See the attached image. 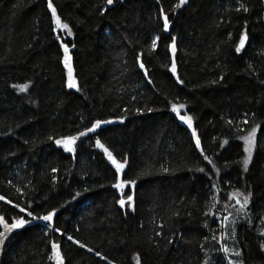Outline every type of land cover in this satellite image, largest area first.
Segmentation results:
<instances>
[{
    "label": "trees",
    "instance_id": "trees-1",
    "mask_svg": "<svg viewBox=\"0 0 264 264\" xmlns=\"http://www.w3.org/2000/svg\"><path fill=\"white\" fill-rule=\"evenodd\" d=\"M177 3L52 0L68 36L53 31L48 0H0V195L12 201H0V215L32 221L13 233L1 264H53L51 242L64 264H220L224 237L241 252L236 260L264 264V0ZM241 4L247 12L237 11ZM62 42L76 88L67 86ZM23 84V92L13 87ZM173 103L185 105L180 115L191 117V128ZM121 117L98 138L119 161L127 158L122 180L137 182L123 192L94 136L81 139L74 156L53 143ZM256 125L245 172L239 136ZM235 190L251 193L247 215L228 198ZM53 209V228L27 216Z\"/></svg>",
    "mask_w": 264,
    "mask_h": 264
},
{
    "label": "snow or ice",
    "instance_id": "snow-or-ice-1",
    "mask_svg": "<svg viewBox=\"0 0 264 264\" xmlns=\"http://www.w3.org/2000/svg\"><path fill=\"white\" fill-rule=\"evenodd\" d=\"M106 3L108 5H112L114 3V0H106ZM186 3V0H179V3H177L175 5V8H179L182 5H184ZM48 8L51 10L52 12V17L53 20L55 22V28L53 29V31H56V29H60L62 31H65L66 34L68 36L72 35V31L71 28L69 27L68 24L66 23H62L60 20V17L57 16L56 14V9L53 7L52 4V0H48ZM243 10L245 12L248 11V9L246 7H244L243 4H241L240 8L237 9V11ZM102 14H103V10H102ZM161 15L163 16V28L165 31H167L169 29V21L167 18V15H164L163 13V9H161ZM58 40L61 39L60 36L56 37ZM248 39L247 36V32L244 31L241 33L240 38H239V43L236 47V52L239 53L241 51V49L244 48L245 43ZM172 44L170 45L172 52L174 53L176 51V47H175V41H176V37H172ZM156 46V40L154 39L152 41V47L155 48ZM61 47L63 48L64 51V65L65 67L68 68V83L67 86L69 88H76L77 84L75 79L73 78L72 75V68H71V64H70V56L68 55L69 52V47L67 44H64L63 42L61 43ZM140 67L143 69L144 68V64L140 63ZM251 67V65L249 66ZM171 71L173 72V74H175L176 72V64H175V60H173L172 62V66H171ZM145 75H147V72L145 71ZM213 83H215V81H213ZM13 87L17 88L18 91H26L28 88V84H23V85H13ZM185 107V105L183 104H176L173 103L171 106V110L177 114V116H179L180 120L184 121L185 123H187L188 127L191 128L192 127V119L191 117H186L183 115H180V109H183ZM139 111V110H138ZM148 111H151V109H148ZM121 120H123V117L120 118ZM112 121H102V120H97L94 123H92L91 127L86 128L84 131L78 132L76 135H72V136H66V137H62L60 139H56L55 140V144L58 146H62L64 151L72 153L75 151V147L74 145L76 144L77 140L80 137H85L87 136L88 133H93L96 131V129H98L102 124H106V123H111ZM229 123H231V121H229ZM245 123H247V121H245ZM259 127V125L253 126L251 128L250 131H248V133L246 135H241L239 136V139H241L244 143V158L242 160V166L245 172L248 171V167L249 164L252 160V155H253V149L257 146V139H256V132H257V128ZM192 135L195 137L196 136V132L195 130H193ZM49 140H52L53 138L50 136L48 138ZM96 147L97 148H101L103 149L107 159L109 161H111L112 165L115 167L116 173L119 174L121 173V171L125 168L126 164H127V158H124L123 162L118 161L116 159V157L113 155L112 151H110L107 147H105L104 144L101 143V141L99 139L96 140ZM223 143H227V141H224ZM196 147L200 148V141L197 138L196 140ZM203 154V152L201 153ZM204 159L208 161L209 164H212V161L209 159V157L204 156ZM215 167V166H214ZM53 172L56 171V169H52ZM163 171L167 172L168 169H163ZM199 171L203 172L204 169L201 168L199 169ZM217 171H219L217 169ZM136 180H121L119 178V176L117 175V181L116 183L113 185L114 188L121 190V192H123V189L125 187V185H135L136 184ZM10 183V182H9ZM215 187V186H213ZM16 191L19 193L21 192L20 188H17ZM77 195H79V193H77ZM251 196V193H248L247 195H245L243 192H241L240 190H235L233 193H231L229 195V199H233L236 198V204L239 205V208L236 209V211L238 213H241L242 215H247V213L245 212V209L247 208V206L249 205V198ZM242 198V202L241 199ZM6 198L3 195H0V201H5ZM127 201L129 202V205L131 206V202L133 201V196L132 195H128L127 196ZM7 203L11 204L12 201L11 200H6ZM117 203H119L121 205V207L124 206L125 204V199L123 198V196L121 197V199H119L117 201ZM14 207H17L20 209V212H25L26 209L23 207H20L19 204L14 205ZM56 210L53 209L52 211H49L46 215L43 216H34L33 213L31 211L27 212V216L31 217L32 220H43L48 222L46 227L48 228H53V216L55 214ZM229 219L228 216H224L223 217V221H227ZM30 221L25 219L23 216L19 217V218H13V222L12 223H8L6 222L5 218L0 215V226L3 227V231H0V244H3L5 242V239L8 237V235L10 233H12L14 230L16 229H21L23 228L25 225L29 224ZM232 223L235 224L236 220L233 219ZM55 231H60L59 228H55ZM261 235H264V232H261ZM215 238V237H214ZM232 238L235 239V229L233 228L232 230ZM68 240H73V237L71 235L68 236ZM74 243L78 244L81 248L85 247L84 244H81L78 240H73ZM260 249L264 250V242L260 243ZM88 251H92V249H88ZM220 251H222L225 254H228L229 252L232 253V255L234 257H240L241 256V252L239 250H233L230 249L229 247H227L226 245H222ZM97 256L100 255L99 252L96 253ZM49 260H53L55 262V264H64V259L61 255V251H60V245L58 243L53 242L51 244V254L49 255ZM109 264H111V262H109ZM137 264H140L139 259H137ZM204 264H208V261L206 260L204 262ZM228 264H244L243 260H235V259H228Z\"/></svg>",
    "mask_w": 264,
    "mask_h": 264
},
{
    "label": "water",
    "instance_id": "water-1",
    "mask_svg": "<svg viewBox=\"0 0 264 264\" xmlns=\"http://www.w3.org/2000/svg\"><path fill=\"white\" fill-rule=\"evenodd\" d=\"M165 15V14H164ZM162 22H163V16H162ZM169 27H170V22H169ZM165 31V30H164ZM169 32V29L167 30V31H165V33H168ZM239 43V42H238ZM242 50V49H241ZM68 55L70 56V54H69V52H68ZM171 56H173V52H172V50H171ZM63 58H64V51H63ZM124 119L125 118H123V120H121L120 118H108V119H105V120H102V121H112L111 123H106V124H102L98 129H96V131L95 132H93V133H88L87 134V136H90V135H93L94 136V147L97 149V150H100V151H102L103 153H104V151H103V149H101V148H97L96 147V140L97 139H99L98 138V134H99V132L103 129V128H105V127H107V126H109V125H112V124H119V123H123L124 122ZM95 121H97V120H95ZM94 121V122H95ZM93 122V123H94ZM91 127V126H90ZM81 131H84V130H81ZM81 131H79V132H81ZM78 132H76V133H74V134H71V135H68V136H72V135H76ZM87 136H85V137H87ZM63 137H66V136H63ZM85 137H80L78 140H77V142H76V144L74 145V147H75V151L74 152H72V153H69V152H66V151H64V149H63V147L62 146H58V145H56L55 144V140L56 139H60V138H62V137H59V138H56L54 141H53V143H54V146L56 147V148H58V149H60L64 154H66V155H72V156H74V154H75V152H76V146H77V144H78V142L81 140V139H83V138H85ZM100 140V139H99ZM110 150V149H109ZM114 155V154H113ZM104 156H105V158H106V160H107V162H108V164L115 170V167L112 165V163H111V161H109L108 159H107V157H106V155H105V153H104ZM115 156V155H114ZM117 159V158H116ZM118 160V159H117ZM119 161V160H118ZM127 165V164H126ZM126 167V166H125ZM123 171H124V169L121 171V173H119V174H117L116 173V176L118 175L119 176V178L122 180V175H123ZM115 172H116V170H115ZM6 220V219H5ZM30 221V220H29ZM6 222H8L7 220H6ZM13 222V219L10 221V222H8V223H12ZM32 222L30 221V223L29 224H27V225H25L24 227H27L28 225H30ZM23 227V228H24ZM23 228H21V229H23ZM21 229H16V230H14L12 233H10L9 235H8V237L5 239V242L3 243V244H0V262H1V260H2V254H3V248H4V246H6V244H7V242L9 241V239L11 238V236H12V234L13 233H15V232H17V231H19V230H21ZM0 231H3V227L2 226H0ZM53 242H51V244H52ZM61 251V250H60ZM62 255V254H61ZM53 264H55V262L53 261Z\"/></svg>",
    "mask_w": 264,
    "mask_h": 264
},
{
    "label": "rangeland",
    "instance_id": "rangeland-1",
    "mask_svg": "<svg viewBox=\"0 0 264 264\" xmlns=\"http://www.w3.org/2000/svg\"><path fill=\"white\" fill-rule=\"evenodd\" d=\"M54 21V20H53ZM54 28H55V22H54ZM56 30H60V29H56ZM251 130V129H250ZM249 130V131H250ZM248 133V132H247ZM246 133V134H247ZM245 134V135H246ZM256 138H257V132H256ZM242 143H243V141H242ZM243 149H244V143H243ZM254 150H255V148L253 149V153H254ZM244 155H245V153H244ZM253 156V155H252ZM243 158H244V156H243ZM241 199V202H242V198H240ZM263 231H264V229H263ZM221 241H223V245H226L227 247H229L230 249H233V247H232V243H230L229 241H227L226 240V237H224V238H221ZM5 250V246H4V248H3V251ZM234 250V249H233ZM232 253L231 252H229L228 254H225V253H223V255L221 256V258H220V264H228V259H235L234 258V256L232 255ZM236 260V259H235ZM2 261V260H1ZM0 264H1V262H0Z\"/></svg>",
    "mask_w": 264,
    "mask_h": 264
},
{
    "label": "bare ground",
    "instance_id": "bare-ground-1",
    "mask_svg": "<svg viewBox=\"0 0 264 264\" xmlns=\"http://www.w3.org/2000/svg\"><path fill=\"white\" fill-rule=\"evenodd\" d=\"M91 125H92V124H91ZM91 125H90V126H91ZM90 126H89V127H90ZM87 128H88V127H87ZM85 129H86V128H85ZM85 129H83V130H85ZM90 136H93V135H90ZM87 137H89V136H87ZM85 138H86V137H85ZM2 256H3V254H2ZM207 261H208V260H207Z\"/></svg>",
    "mask_w": 264,
    "mask_h": 264
}]
</instances>
